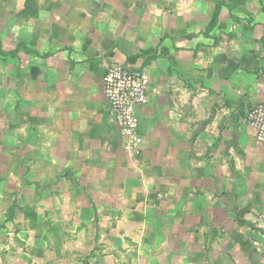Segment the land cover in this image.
<instances>
[{
    "label": "crops",
    "instance_id": "0c3cea01",
    "mask_svg": "<svg viewBox=\"0 0 264 264\" xmlns=\"http://www.w3.org/2000/svg\"><path fill=\"white\" fill-rule=\"evenodd\" d=\"M6 6L0 264H264V145L246 124L264 103V0ZM114 65L157 75L140 159L108 113Z\"/></svg>",
    "mask_w": 264,
    "mask_h": 264
},
{
    "label": "built area",
    "instance_id": "2783aa9c",
    "mask_svg": "<svg viewBox=\"0 0 264 264\" xmlns=\"http://www.w3.org/2000/svg\"><path fill=\"white\" fill-rule=\"evenodd\" d=\"M103 83L108 113L116 125L122 148L133 155L141 148L137 109L146 99L148 75L129 66L114 65L106 71ZM246 124L254 131L257 142L264 145V103L248 111Z\"/></svg>",
    "mask_w": 264,
    "mask_h": 264
},
{
    "label": "rangeland",
    "instance_id": "374dc122",
    "mask_svg": "<svg viewBox=\"0 0 264 264\" xmlns=\"http://www.w3.org/2000/svg\"><path fill=\"white\" fill-rule=\"evenodd\" d=\"M2 1V3H4V8H6V10L9 8L8 6H6V3H8L9 1H11V0H1ZM218 3H220V2H218ZM218 7V6H217ZM215 8H216V6H215ZM263 9H264V7H262ZM249 10H250V13H251V9L252 8H248ZM258 9V8H257ZM259 10V9H258ZM143 67L144 66H141L140 68L141 69H139L140 71H143ZM146 72V71H145ZM147 75H148V82H149V80L151 81V79H150V76H149V73H147ZM152 77V76H151ZM152 80L154 81V83H153V85H149L148 86V88H147V93H146V99H147V97H148V94H150L151 96H154V97H152L153 98V103L151 104V109L152 110H155L156 111V108H157V94H158V89H159V87H158V83L156 82V80H157V75L155 74L153 77H152ZM146 99H145V101L139 106V108H138V115H137V117H138V121H139V112H141V109H142V106L146 103ZM140 110V111H139ZM143 123V126L142 127H144L145 126V123H146V121L144 122H142ZM153 125L155 126V125H157L156 124V120H154V123H153ZM150 126V125H149ZM144 130H145V128H144ZM141 138V142H144V140H143V138L142 137H140ZM140 150V149H139ZM139 150H138V152H136V153H134L133 155H130V157H132V158H138V159H140V157L143 155L142 154V151L141 152H139ZM231 194H236V193H231Z\"/></svg>",
    "mask_w": 264,
    "mask_h": 264
}]
</instances>
